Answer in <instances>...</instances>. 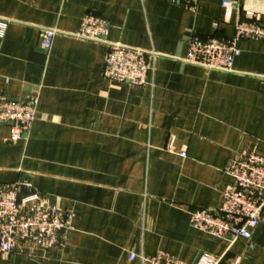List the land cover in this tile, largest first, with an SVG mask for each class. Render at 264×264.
Instances as JSON below:
<instances>
[{
	"label": "crops",
	"instance_id": "1",
	"mask_svg": "<svg viewBox=\"0 0 264 264\" xmlns=\"http://www.w3.org/2000/svg\"><path fill=\"white\" fill-rule=\"evenodd\" d=\"M248 12L264 22V0H200L195 12L182 0H0V97L39 100L26 139L0 124V184H27L72 216L58 247L21 244L0 264H141L131 256L161 252L264 264V215L231 247L191 225L193 211L222 206L236 156L264 157V42L239 41L230 73L186 63L193 37L232 39ZM87 15L109 22V43L157 54L149 85L104 78L108 46L76 37ZM44 30L57 33L49 53Z\"/></svg>",
	"mask_w": 264,
	"mask_h": 264
},
{
	"label": "built area",
	"instance_id": "2",
	"mask_svg": "<svg viewBox=\"0 0 264 264\" xmlns=\"http://www.w3.org/2000/svg\"><path fill=\"white\" fill-rule=\"evenodd\" d=\"M200 0H182L186 9L195 12ZM234 5L224 2L225 20L232 18ZM219 30V23L214 24ZM7 24L0 19V36ZM109 22L95 15H87L82 21L80 40L105 44L108 54L105 60L104 78L111 82L128 83L136 87L150 84L155 70L157 54L131 48L120 43H109ZM232 39L213 36L203 40L193 37L189 42L186 63L209 71L233 72L236 59L241 55L237 44L241 40L264 42V22L253 13H246L234 24ZM57 33L44 30L41 34V50L49 53ZM39 100L9 99L0 97V124L9 125L13 142L26 139L35 123ZM185 157V155H182ZM233 180L231 188L223 194V204L218 210L198 209L191 213V225L196 230L228 242L231 247L239 240L251 241L253 231L264 215V157L254 153L236 156L226 170ZM24 191H29L24 195ZM72 216L51 206L38 192H31L27 184L15 182L0 184V254L9 256L21 245L56 248L61 235L70 229ZM141 264H183L173 256L158 253L155 256L132 255ZM221 260L203 255L197 264H220ZM234 264H240L236 259Z\"/></svg>",
	"mask_w": 264,
	"mask_h": 264
}]
</instances>
